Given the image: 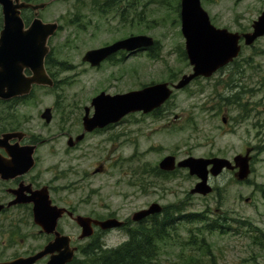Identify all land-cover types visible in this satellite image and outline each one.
<instances>
[{
    "label": "rangeland",
    "instance_id": "374dc122",
    "mask_svg": "<svg viewBox=\"0 0 264 264\" xmlns=\"http://www.w3.org/2000/svg\"><path fill=\"white\" fill-rule=\"evenodd\" d=\"M178 4L181 0H138L134 22L131 16L122 22L115 13L88 22L86 8L74 0L54 4L46 14L58 18L62 29L50 40L55 54L48 67L58 87H36L30 99L9 112L16 110L19 125L43 139L39 169L61 205L83 215L126 220L154 202L174 213L175 232L160 243L156 264H264V36L249 46L242 41L234 62L175 90L158 113L130 114L118 124L87 132L76 146L68 145L71 136L84 132L85 108L94 114L91 101L100 92L114 95L176 83L192 71L180 50L185 37ZM202 5L213 25L240 33L251 31L264 11V0H202ZM131 33L152 36L160 48L140 51L120 65L92 67L83 61L87 51ZM47 107L53 108L50 123L41 117ZM176 115L180 118L174 121ZM248 147L253 149L249 178L239 181L235 171L225 170L210 179L214 190L206 196L191 194L198 178L187 169L168 175L155 171L169 154L178 160L233 159ZM191 214L197 216L185 217ZM217 222L223 228H215ZM61 228L76 245L90 241L79 239L81 228L71 219L61 221ZM102 234L107 247L128 238L123 229ZM21 250L13 247L10 254Z\"/></svg>",
    "mask_w": 264,
    "mask_h": 264
},
{
    "label": "water",
    "instance_id": "95a60500",
    "mask_svg": "<svg viewBox=\"0 0 264 264\" xmlns=\"http://www.w3.org/2000/svg\"><path fill=\"white\" fill-rule=\"evenodd\" d=\"M46 5L47 3L32 4L23 0H0L3 15V27L0 30L1 99L11 100L16 97L28 96L35 85L49 87L55 85L47 71L46 59L51 52L49 40L59 30V23L57 21L44 22L37 17L29 27H26L22 17V9L32 8L38 11ZM180 14L186 54L192 65V71L183 74L174 84L169 82L153 83L140 89L114 95L105 91L100 92L91 101L94 114L91 116L90 108L88 106L85 108L84 132L76 138L70 137L68 140L70 147H74L82 141L87 132L118 124L131 113L148 114L160 108L171 98L174 90L186 88L199 77H211L219 69L232 63L242 51V40L245 45L249 46L264 36V11L253 22L252 30L244 33L232 32L227 28L213 25L209 13L202 5V0H181ZM154 45L155 39L152 36L133 35L110 45L91 49L86 52L83 60L96 67L118 51L135 52L147 50ZM27 70L30 74L27 73ZM41 116L49 123L53 117L51 108L47 107ZM223 121L226 123L227 118L223 117ZM17 135H21V133H7L3 137L9 139ZM35 148V145H27L19 153L11 149L10 153L18 160L13 159L11 165L1 169L13 176L30 170L34 165ZM252 151V148H247L245 154H238L233 160L220 156H189L177 161L174 155H167L160 161L159 167L166 172L174 171L176 168L188 169L190 175L199 179L190 192L206 196L213 192L210 178L218 177L225 170L238 169L235 172V177L239 181L247 180L252 172ZM28 158H30V162L27 161ZM100 170L98 168L96 172ZM30 201L35 204L36 223L47 233H55L56 238L54 242H51L32 258L21 257L12 261L0 262V264H32L47 255H50V258L45 264L71 263L79 247L72 245L71 236L63 234L57 229L58 222L64 214H68L80 226L79 239L92 237L95 233V226L107 231L120 228L125 224V221L116 217L96 219L91 216L75 214L66 207L51 206L47 188L39 190ZM163 210L164 207L160 203L154 202L148 208L136 211L132 215V220L139 222L149 216L162 214Z\"/></svg>",
    "mask_w": 264,
    "mask_h": 264
},
{
    "label": "flooded vegetation",
    "instance_id": "af4514ba",
    "mask_svg": "<svg viewBox=\"0 0 264 264\" xmlns=\"http://www.w3.org/2000/svg\"><path fill=\"white\" fill-rule=\"evenodd\" d=\"M28 3L38 4V3H47L44 8L39 9L38 11L32 8L22 9V17L25 21L26 27H29L35 18L39 17L44 22H59V30L51 37L55 35L62 29V25L58 18L51 17L46 14V11L52 7L54 4H57L62 1L67 0H23ZM75 4L78 6L85 7L87 13L83 16L88 22L92 20L93 16H107L110 13H115L120 17L121 21L130 20L134 22L138 19L135 14V7L138 5V0H74ZM85 1V4H84ZM76 20L73 19L71 22L76 24ZM3 27V26H2ZM138 34H128L123 37H119L117 40L107 44L110 45L118 40L133 36ZM50 38V40H51ZM49 40V44H50ZM244 41V40H242ZM241 41V42H242ZM104 45V46H107ZM102 46V47H104ZM100 48V47H98ZM95 49V48H93ZM145 50H142L143 52ZM140 53V50L135 52H128L125 50L118 51L114 54H111L107 57L102 63L111 62L112 64H123L124 61L129 60L130 58L136 56ZM53 47L51 46L50 58L54 55ZM89 63V62H88ZM90 64V63H89ZM91 65V64H90ZM100 65V66H101ZM92 66V65H91ZM94 67V66H92ZM99 67V66H96ZM49 72V70H48ZM50 76L53 78L55 85L49 88L58 87V81L55 78L54 74L49 72ZM172 83V82H171ZM34 86L30 95L25 97H16L11 100H5L0 98V262L12 261L21 257L32 258L36 254L43 251L51 242H54L56 238L55 233H47L43 228L36 223L35 220V204L30 201L39 190L48 189V193L51 199V206L60 207L61 205L53 197V185L48 181H43V173L39 169L40 166V154L39 151L42 146V140L37 139L36 135L30 134L25 131L20 124V120L16 117V110L9 112V108L12 107L15 103H21L27 101L33 96ZM44 87V86H43ZM51 108V107H50ZM52 115H53V108ZM154 113V112H153ZM54 116V115H53ZM179 115H176L174 121L179 120ZM53 119V117H52ZM124 119V118H123ZM52 121V120H51ZM50 121V122H51ZM49 122V123H50ZM20 132L21 135L13 136L11 138H4V134ZM27 145H35V151L33 154V167L24 172L19 173L13 176L2 170V167L11 165L14 158L10 153V150L13 149L16 153L21 152L20 150ZM30 162V158L28 160ZM71 211L76 213V209L65 206ZM93 218H98L91 216ZM100 218V217H99ZM98 218V219H99ZM71 219L67 214L59 220L57 229L64 233V230L61 228V221ZM130 225V219H125V226L127 228ZM106 231L101 230L98 226L95 227V235H103ZM75 245V243L73 242ZM13 247H22V250L16 254H10V251ZM50 258V255H47L43 258L38 259L32 264H45Z\"/></svg>",
    "mask_w": 264,
    "mask_h": 264
},
{
    "label": "trees",
    "instance_id": "16d2710c",
    "mask_svg": "<svg viewBox=\"0 0 264 264\" xmlns=\"http://www.w3.org/2000/svg\"><path fill=\"white\" fill-rule=\"evenodd\" d=\"M176 9L180 12L179 4ZM1 27L2 16L0 14V29ZM159 48V41H156L151 52H156ZM180 50L182 56L187 59L185 49L180 47ZM51 62V58L48 57L47 67ZM63 63L64 62H60L58 65L65 68ZM159 110L160 109L156 110L154 113H158ZM155 171L158 174H169L158 169H155ZM173 215L174 213H171L169 209L165 207L162 215L152 216L148 220L127 227L126 232L128 238L117 247H106L102 240V236L95 235L88 243L80 246V256H76L69 264H156L160 243L165 239L171 238L175 232L177 218ZM194 216L197 215H185L188 219ZM213 226L215 228L222 226L223 228L224 225L217 222ZM209 227L210 226H208V228Z\"/></svg>",
    "mask_w": 264,
    "mask_h": 264
}]
</instances>
